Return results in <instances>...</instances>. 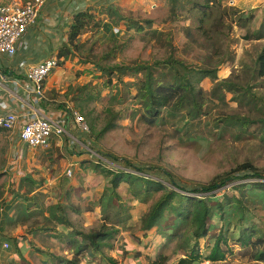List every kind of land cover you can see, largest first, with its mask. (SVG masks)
<instances>
[{"label":"rangeland","instance_id":"374dc122","mask_svg":"<svg viewBox=\"0 0 264 264\" xmlns=\"http://www.w3.org/2000/svg\"><path fill=\"white\" fill-rule=\"evenodd\" d=\"M227 5L240 7L244 11L252 10L256 18L245 29L233 27V44L230 47L232 60L219 68L218 78H230L243 89L250 88L262 100L256 101L250 95L240 102L235 94L228 92L222 99L214 100L212 90L216 82L204 80L201 87L209 99L206 109L208 116L200 123L195 122L191 130L174 118L154 126L142 122L135 90L127 94L124 87L107 88V78L91 63L104 59L103 63L107 65L149 64L174 54L200 67L209 53L189 38L191 21L187 16L180 12V17L174 18L168 0H118L116 4L92 12L100 21L112 24L118 46L115 57L106 58L114 48V38L102 30H87L79 40L84 43L81 54H70L69 59L49 77L53 87L47 91V96L56 100L61 107L69 102L89 126L85 114L76 108V99L81 96L85 100V112H93L91 117L97 118V127L101 130L108 120L111 95L122 92L125 94L124 104L114 106L115 113L122 114L121 118L102 139L97 142L93 138L87 140L93 144L90 146L92 152L99 157L80 147L77 148L76 161L69 148L73 147L71 141H66V137L62 138L63 142L54 139L50 150L23 146L24 149L19 152L17 140L13 141L9 133L0 132V264H53L56 261L50 260V254L72 256L70 241L75 234L56 223L53 216L58 215V204L65 207L78 230L88 232L101 227L104 218L100 199L110 189L111 177L96 171V165L105 164L116 171L126 169L129 173L136 172L137 168L148 177L166 181H170V177L166 176L169 174L188 190L230 173L234 180L225 190L231 196L240 195V191H233L232 188L257 181L255 178H242L252 172L237 170L242 165L251 164L264 171L263 131L259 129L250 135L236 128L224 130V120L228 116L258 119L264 115V81L253 74L255 60L264 45V40H258L255 36L264 22V0H238L236 4L232 0ZM110 8L118 9L119 14L112 15ZM120 14L140 23L144 30L128 29ZM146 20L153 21V25H147ZM67 43L68 40L62 47ZM103 55L106 56L102 58ZM58 61L62 62L64 58ZM125 82L134 80L126 78ZM70 89L71 94L67 98ZM61 142L63 147L58 146ZM20 156L21 160H18ZM70 164H73L74 171L71 178L66 174ZM118 193L125 205L122 223L118 226L120 232L110 243L111 248L103 249V256L94 253V258H85L83 264H113L108 260L110 258L117 264H150L160 253L171 257L168 264H177L182 256L176 253V242H167L157 229L147 233L142 230L141 218L158 200L159 194L145 195L138 183L134 186L123 183ZM218 195L223 194L220 192ZM248 217L255 223H264V209H258L256 215L248 214ZM169 220L164 221L165 228L170 225ZM216 226L217 229L200 242L204 257L208 255L206 247L213 245L212 237L220 228V225ZM167 232L171 233L170 230ZM236 235H239L238 229ZM5 244L9 248H5ZM190 245H193V241H190ZM16 246H19L27 262L20 260ZM229 248L227 260L222 264H264L255 260L250 248H241L233 241ZM200 264L211 263L203 260Z\"/></svg>","mask_w":264,"mask_h":264},{"label":"trees","instance_id":"16d2710c","mask_svg":"<svg viewBox=\"0 0 264 264\" xmlns=\"http://www.w3.org/2000/svg\"><path fill=\"white\" fill-rule=\"evenodd\" d=\"M230 1L232 0H168L174 18L180 17L182 12L191 21L188 30L189 38L196 44L199 43V46L209 53L200 67L179 59L174 54L149 64L107 65L103 63L104 59L91 63L107 78V88L113 90L116 87H124L127 94H131L132 89L135 90V98L142 111L140 120L149 126L165 123L169 118L178 119V123L184 125L187 130H191L195 122L200 123L208 116L206 109L209 99L207 100L205 91L201 87L202 82L207 79L216 82L212 90L214 100L222 99L228 92L235 94L240 102H244L250 95L254 100L261 101L262 97L252 93L250 88L243 89L230 78L223 80L218 78L219 68L232 60L230 47L233 44L231 38L233 27L245 29L256 18L252 10L243 11L236 7H227ZM109 10L112 15L119 14L118 9L110 8ZM121 20L126 23L128 29L136 28L138 32L144 30V27L134 20L123 16ZM144 22L147 25H153L151 20ZM112 28L111 23L100 21L92 12L76 14L69 28L68 43L61 48L58 55V60L64 58V61H58V66L63 65L70 54L71 56L81 54L84 43H80L79 40L87 30H102L108 33L110 38H114V48L102 58L115 57L118 46ZM255 36L258 40H264V22ZM253 74L264 81V45L255 60ZM126 78L133 79L134 82H125ZM70 94L71 89L66 97L68 98ZM124 96L122 92L111 95L107 109L108 120L101 130H98L97 118L91 117L93 112H85V100L81 96L76 99V108L81 114H85L91 131L86 139L83 138L84 141L93 138L97 142L115 128V122L121 118L122 114L115 113L114 106L124 104ZM262 111L264 112V103ZM224 122L226 125L224 130L236 128L244 134L251 135L261 129L264 134V115L258 119L247 116H228ZM0 132L3 131L0 130ZM112 158L116 159L114 156ZM106 166L101 164L95 167L96 171L111 177V187L100 199L103 224L97 230L80 231L70 220L65 207L58 204V215L53 216L56 223L71 229L75 237L70 241V245L73 246L72 258L50 254V260L56 261L53 264H83L85 258L89 257V260L94 258V253L103 256V249L111 248L110 243L120 232L118 226L121 225L125 212V205L118 193L123 183L130 186L140 184L145 195L159 194L158 200L141 218L142 230L147 233L157 229L167 242H176V253L182 256L177 264H200L203 260L211 264H222L227 260L231 241L241 248H250L255 260L264 263V223H255L248 217V214L256 215L258 209H264V171L254 168L251 164L238 167V172H252L242 178H255L257 181L232 188L233 191H240V195L231 196L225 190L234 180L230 177V173L217 177L208 184H198L195 189L188 190L166 173L170 181L148 177L144 171L135 167L136 172L129 173L124 170L109 169ZM220 192L222 196L218 195ZM76 212L79 211L76 210ZM167 220L170 225L165 228L163 223ZM216 225H220V228L212 237L213 245L209 248L208 244L206 247L208 255L204 257L200 242L209 237L215 228L217 229ZM237 229L239 235H236ZM79 240L82 241L79 242ZM190 241H193V245H190ZM16 250L20 260L27 262L19 246H16ZM108 260L117 264L113 258ZM170 260V256L160 253L155 260L150 261V264H168Z\"/></svg>","mask_w":264,"mask_h":264},{"label":"crops","instance_id":"0c3cea01","mask_svg":"<svg viewBox=\"0 0 264 264\" xmlns=\"http://www.w3.org/2000/svg\"><path fill=\"white\" fill-rule=\"evenodd\" d=\"M44 1L45 4L40 13L38 23L28 29L18 45L16 55L13 57L0 56V114H18L20 116L18 131L27 121V117L36 114L37 111L56 119H63L66 116L63 107L56 100L49 99L47 96V91L53 87V81L47 80L45 82L44 92L46 100L38 103L36 97L30 92L33 86L24 79V69L20 65L25 64L28 67L45 59H57L59 50L68 40L69 28L76 14L94 12V10L103 6L118 3V0ZM237 1L233 0L234 4ZM11 2L27 3L29 0H0V5ZM17 133H14L11 139L13 141L17 140L18 146L16 147H20L18 148L20 152V149L23 150L24 147L18 142ZM69 148L72 149L71 147ZM71 151L72 158L76 161L78 153H75L73 149ZM72 251L70 254L73 256ZM38 252L41 251L39 250ZM72 256L67 257L72 258ZM112 257L117 258L114 254H112Z\"/></svg>","mask_w":264,"mask_h":264},{"label":"built area","instance_id":"2783aa9c","mask_svg":"<svg viewBox=\"0 0 264 264\" xmlns=\"http://www.w3.org/2000/svg\"><path fill=\"white\" fill-rule=\"evenodd\" d=\"M44 4V0H31L27 3L11 2L0 5V56L13 57L16 55L18 45L28 29L38 23ZM20 67L24 69V79L33 86L30 89L31 94L36 97L38 103L45 101L44 84L53 71L59 67L58 59L49 58L28 67L21 64ZM63 109L66 113L63 119L52 118L37 111L36 114L27 117V121L19 131L20 116L18 114H0V130L10 135L18 132L19 143L31 149H49L54 139L63 142L62 138L66 137V141H71L73 146L71 148L75 150V153H77V148L81 147L95 157H99L90 149L93 144L83 139H86L91 132L85 118L79 115L69 102ZM58 146L63 147L64 145L62 143ZM79 151L86 153L82 149ZM72 167L73 164H70L67 169L66 174L69 178L73 176ZM122 170L126 171V169ZM5 248H9V245L5 244Z\"/></svg>","mask_w":264,"mask_h":264}]
</instances>
